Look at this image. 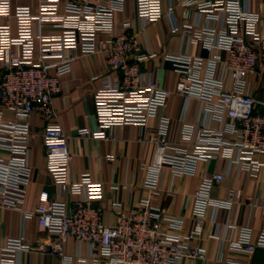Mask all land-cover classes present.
<instances>
[{"label":"built area","instance_id":"built-area-1","mask_svg":"<svg viewBox=\"0 0 264 264\" xmlns=\"http://www.w3.org/2000/svg\"><path fill=\"white\" fill-rule=\"evenodd\" d=\"M172 1L167 9L165 0H135V4L138 17L148 24L173 17L174 3L206 17L204 24L180 26L173 21L172 33H190L191 42L202 44L211 56H165L183 75L174 91L187 99L197 98L205 112V119L198 123H187L183 117L180 142L170 140L171 117L160 114L173 91L157 80H146L142 71L141 63L156 54L142 49L141 31L133 20L117 21L127 0H40L36 9L0 0V18L6 20L0 23V151L9 154L0 156V207L22 209L26 203L34 176L31 141L40 136L59 198L41 193L36 209L25 217H36L39 226L57 238L56 251L64 264H74L63 252L69 238L91 247L89 257L78 259L90 264L205 261L207 249L189 243L205 234L208 218L217 223L220 212L233 206L234 191L226 200L213 197L228 173L202 177L192 194L194 228L184 233V220L166 213L152 199L160 193L164 170L170 168L174 178L193 177L200 163L218 158L252 179H258L264 168L260 159L264 156V110L260 107L264 101L255 96L256 82L264 83V14L241 0ZM219 50L227 56L218 54ZM82 55H103L119 77L105 78L93 94L98 129H80L78 136L114 141L117 127L138 125L148 129L155 145L153 162L141 166L151 196L130 213L115 203L118 218L111 226L104 222L105 184L91 173L72 176L75 154L69 135L55 121L52 104L63 93L64 76ZM6 112L15 119H6ZM34 113L47 122L39 134L30 122ZM154 120L157 125L149 128ZM213 121L218 128L211 126ZM167 192L173 194L174 186ZM67 195L74 197L71 203L64 199ZM247 204L264 209V198L248 197ZM227 229L224 236L219 232L209 236L222 241L229 252L248 257V262L228 257V263L249 264L256 251L264 248V221L259 230L237 223L228 224ZM31 250L25 236L11 238L1 251L0 264H19L20 254Z\"/></svg>","mask_w":264,"mask_h":264},{"label":"crops","instance_id":"crops-1","mask_svg":"<svg viewBox=\"0 0 264 264\" xmlns=\"http://www.w3.org/2000/svg\"><path fill=\"white\" fill-rule=\"evenodd\" d=\"M243 4H250L255 12L264 14V0H241ZM37 8L40 0H14ZM173 4L172 0H165L167 9ZM172 16H165L161 21L148 24L138 17L135 0H127L124 13L118 14L117 21L133 20L141 31L140 42L144 51L156 55L141 63L146 80H157L159 84L172 92L166 105L161 109V115L171 117L170 140L181 141L182 119L185 116L187 123H198L205 119L204 108L197 98L187 99L176 93L175 87L183 75L178 72L173 62L167 61V54L178 55L190 53L207 59L212 52L200 43H192L190 33L181 30L172 33L173 21L180 26L199 21L206 23L205 15H198L194 9H185L175 5ZM6 20L0 18V23ZM264 31V25L262 26ZM223 57L225 51H217ZM53 74L54 71H51ZM94 77H98L94 79ZM109 77L118 80V73L110 69L103 55H82L74 63L72 71L63 78V93L52 100L56 112L55 121L60 123L70 137V147L75 154L72 167L73 178L83 173H91L94 179L105 184V196L102 200L104 206V222L114 225L117 221L115 203L123 205V211L130 213L136 211L142 199L150 197L151 192L144 186L145 172L141 169L143 163L150 164L155 157V145L150 141V133L143 126L127 125L117 127V139L105 141L96 138L79 137L78 131L88 128L92 131L98 129V120L95 111L93 94L102 87L103 80ZM255 96L258 101H264V83L256 82ZM264 110V106H260ZM5 118L15 119L12 113L6 112ZM30 122L34 132L41 133L46 126V120L40 113H34ZM158 121H151L149 128L155 127ZM211 126L218 128L215 121ZM1 157H8L5 151H0ZM114 156V160L108 157ZM264 161V156H260ZM30 164L34 168L33 181L29 187L28 197L22 209L0 207V256L2 249L11 238L25 236L32 250L22 252L19 264H64L63 257L56 251L57 238L49 235L39 226L38 219H27L26 212L34 211L38 205L39 195L48 193L51 199H58L59 193L47 169V149L40 136L31 141L29 155ZM214 173H228L224 180L213 190V197L226 200L231 191H234V204L229 210H222L217 223L208 218L205 234L190 241L193 247L203 246L207 249V258L203 260L184 259L180 264H231L228 257L239 262H248V257L241 253L228 251L227 245L222 241L211 239L210 233L219 232L228 234L227 225H251L259 230L264 221V209L251 208L247 204L248 197L264 198V168L258 179H252L245 172L238 171L237 167H229L223 158L212 159L199 164L197 174L193 177L183 176L174 178L170 168H166L162 175L161 190L153 195L155 204L165 209L166 213L181 218L185 222V231L193 230L194 222L191 216L192 194L200 185L202 177ZM173 185L174 193H168ZM72 202L74 197H64ZM211 216V215H210ZM218 224V225H217ZM66 256L73 259L74 264H90L79 262V257H89L91 247L69 238L63 246ZM249 264H264V248H259L249 259Z\"/></svg>","mask_w":264,"mask_h":264}]
</instances>
